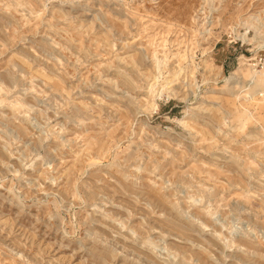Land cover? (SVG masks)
<instances>
[{
    "label": "rangeland",
    "instance_id": "obj_1",
    "mask_svg": "<svg viewBox=\"0 0 264 264\" xmlns=\"http://www.w3.org/2000/svg\"><path fill=\"white\" fill-rule=\"evenodd\" d=\"M259 85L264 0H0V264H264Z\"/></svg>",
    "mask_w": 264,
    "mask_h": 264
},
{
    "label": "bare ground",
    "instance_id": "obj_2",
    "mask_svg": "<svg viewBox=\"0 0 264 264\" xmlns=\"http://www.w3.org/2000/svg\"><path fill=\"white\" fill-rule=\"evenodd\" d=\"M260 92H264V85H259L254 88V93H260Z\"/></svg>",
    "mask_w": 264,
    "mask_h": 264
}]
</instances>
